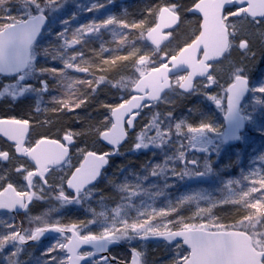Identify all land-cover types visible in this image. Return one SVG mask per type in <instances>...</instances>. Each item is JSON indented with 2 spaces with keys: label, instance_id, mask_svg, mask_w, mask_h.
<instances>
[{
  "label": "snow or ice",
  "instance_id": "6c2138e0",
  "mask_svg": "<svg viewBox=\"0 0 264 264\" xmlns=\"http://www.w3.org/2000/svg\"><path fill=\"white\" fill-rule=\"evenodd\" d=\"M105 7L100 0L87 7L77 0H0V99L23 103L26 94L43 100L58 92L43 109L47 120L28 107L22 116L0 113L3 264H128L113 252L124 242L130 264H156L148 258L154 238H162L170 254L163 264H264V166L242 167L239 177L228 179L221 175L227 165L213 167L226 145L246 142L245 126L264 131V83L252 87L247 75L249 63L264 56V0H161L145 5L143 18H129L125 8L72 26L81 10ZM93 40L99 48L89 47ZM136 40L150 44L140 47ZM173 96L199 97L200 103L189 115L162 113L160 105L176 103ZM34 110L41 112L39 105ZM168 146L175 153L142 165L146 175L134 169L107 175L116 156ZM238 158L241 163L242 152ZM256 160L264 162V152ZM126 169L120 165L117 172ZM161 174L218 178L222 195L190 190L157 207L173 187L148 183ZM101 180L119 195L114 207L107 204L110 196L97 200ZM53 200L59 208L32 215L35 203ZM94 200L102 210L92 207ZM70 205H87L88 215L68 222L54 217ZM191 206L190 215L181 214ZM223 206L234 214L217 215ZM21 211L27 227L17 220ZM46 234L52 238L47 245ZM31 245L41 248L39 256Z\"/></svg>",
  "mask_w": 264,
  "mask_h": 264
},
{
  "label": "rangeland",
  "instance_id": "374dc122",
  "mask_svg": "<svg viewBox=\"0 0 264 264\" xmlns=\"http://www.w3.org/2000/svg\"><path fill=\"white\" fill-rule=\"evenodd\" d=\"M121 1L128 2L129 0H121ZM174 35H176V33H174ZM136 44H137V46H140V47H147L149 45L146 42H141V41L139 42V40L136 41ZM173 46H174V44L169 45V47H173ZM234 56H238V53H234ZM262 67H264V56H261L258 54L255 61L249 63L248 70H247V75L249 76L252 87H256L258 84L264 83V74L261 73ZM130 73H131V67L129 66L126 74H130ZM29 82H33V81H29ZM26 95L28 96L29 94H26ZM23 99L24 98H21V100H23ZM171 99L175 100L176 103L174 105H168L166 107L169 109H174L176 111L179 109V107H185L187 104L186 110L182 111L185 113V115H189L188 109L190 107H192L195 104L200 103V98L195 97V96L187 97V98H181L180 96H173ZM23 104H25L24 100H23V103H21V101H15L14 102L11 97L0 99V111H2L3 106H6V105H15V108L17 107L20 109V106H22ZM37 105H39V107L41 108V112H40V114H37L36 111L33 110V114L35 115V117L37 119L47 120L48 115L43 112V109L47 108L46 103L44 101L38 102ZM37 105H35L33 107L36 108ZM162 106H165V105H160V110L163 113L165 111H162ZM211 110L216 112L214 105L211 106ZM216 114H217L218 123L223 124L224 120H223L222 115L219 112H216ZM145 115H147V113H145ZM145 123H147V121H145ZM253 129H254V127H252L251 125H248L247 132L242 135V136H245L246 142L241 140V142L237 146H231V148H227V149L224 148L221 155H224L225 153H228L229 151H232V153H238V151L242 152L245 149V146L247 144H249L252 139H254L253 133H252ZM139 130L140 129L138 126L134 130V132H138ZM161 150L163 151V156H164V157H161L162 161L165 159L166 156L173 155L176 151V149L174 147L168 146V147L163 148V149L153 147V148H150L148 150H141L140 152H135V153L127 152V154H132V157H140L143 152L151 151L152 154L156 155V154H161L159 152ZM213 156L215 157L214 153H213ZM120 159H121V156H118L116 158V160L110 164L109 168L107 169V175L109 177H111L114 173L117 175V170L114 167L117 166L118 164H120ZM129 170H131V169H129ZM226 173L231 175V170L228 171V169H227ZM138 174H141V173H138ZM144 174L146 175V173H144ZM173 178H176V177H172L171 174H169V176L167 174H161L160 175V183H158V186L160 188H163L167 184H172L173 187L167 189V192L169 193L168 196L160 197L156 201L157 207H163L167 203L168 199H172L173 201H175L180 195H182L183 193L190 191V190H202V191L211 192V194L213 196L222 195V193L219 191V189L222 187V185L220 182L217 181L218 178L215 180V178H213V177H200V178L185 177L183 180H180L179 178H177L178 179L177 181H175L176 179H173ZM97 187L100 189V191H98L96 193L97 200L102 195L112 197L111 199L107 200V204L109 207H114L116 205V203L119 202V195L113 190V188L110 185L107 184L106 180H101L99 182V184L97 185ZM175 187H178V190ZM136 203H139L138 199L136 200ZM54 207L59 208V205L54 200L50 201L49 203L43 202V201L37 202L35 207L32 208L31 212H32V215H34V216L35 215H41L46 210H48L49 208H54ZM92 207L97 208V211L102 210L100 208L99 204L96 202V200L92 201ZM193 210H194V206L185 207L181 210V214L190 215ZM72 212L78 213L83 218H85L88 215L87 205H83V206L70 205V206H67L65 208L60 209L59 212L54 213L53 215L56 219H60L64 215H66L68 213H72ZM133 215H135V212H133ZM3 218L7 219V216H3ZM22 220H24L25 227H27L28 224H27V220L25 218V215L22 217ZM56 238H58V237H56ZM51 242H52V238H49V239L43 241V244L47 245ZM133 246L138 247L139 243L133 242ZM33 248L35 249V254L37 256H39L41 254V248L37 245L34 246ZM119 251H120L119 254H120V256H122V258L123 257L126 259L128 258V254L126 257V254L123 250H119ZM169 255L170 254L166 251L163 242H150L149 241V243H148V258L150 260L155 261L156 264H163L164 261L169 259ZM0 264H3L2 259H0Z\"/></svg>",
  "mask_w": 264,
  "mask_h": 264
},
{
  "label": "trees",
  "instance_id": "16d2710c",
  "mask_svg": "<svg viewBox=\"0 0 264 264\" xmlns=\"http://www.w3.org/2000/svg\"><path fill=\"white\" fill-rule=\"evenodd\" d=\"M77 2L80 4H83L85 7H87V6H90L91 3L96 2V0H77ZM100 2L105 3L106 7L104 9H101L98 13L97 12H91V13L90 12H83L81 10V12L79 13V18L76 21H73L72 26L78 27L81 23H87L93 18H105V16L107 14L121 15V14H123L125 8L127 9L128 13H129V18H143L142 12H143L145 5H147V4H153L154 5V4L160 3L161 0H129L128 2H123L121 0H115V3H107V0H100ZM76 10H77L76 5L71 4L70 5V11H76ZM137 35H138L137 33H133L130 38L135 40ZM103 40L104 41H110L111 40L110 34L105 33L103 36ZM173 44L175 46V43H173ZM108 46L114 47L113 44H109ZM89 47L90 48L91 47L99 48L100 47V41L99 40L91 41L89 44ZM124 54H126V53H124ZM87 55L91 56L92 54L90 52H88ZM40 59H41V63H43L44 58L41 57ZM50 63L52 64V66H55V67H61L62 66L59 62H50ZM261 73L264 74V67H262ZM72 74L80 76L82 78L84 76V74H80V73H76V72H73ZM33 83H34V81H33ZM50 83H54V81H50ZM57 94H58V92H56V91L45 94L43 97V100H40V98L36 94H29L27 96V99H23L25 104L20 106V109L17 107L15 108V105H6V106H3L2 111H0V113H9L10 112L12 115H17L19 113L22 116L23 112L25 110V107H28L29 109L32 110L33 117H35V115L33 114V110L35 107H33V106L37 105L38 102L44 101L47 105V108L52 107L53 105L50 102L51 96L57 95ZM111 94L116 95L117 93L115 90H111ZM102 98H103V96H102ZM166 106H168V105L162 106V111L169 110V108H167ZM186 108H187V104L185 107H179V109L176 110L177 116H180L182 114L185 115V113L182 111H185ZM76 111L79 112V110H76ZM88 111L91 112V109H88ZM92 115L96 116L97 114L92 113ZM75 125L77 128L82 126L80 121H76ZM53 131H55V130H53ZM246 132H247V130H246ZM252 133H253L254 139H252L251 142L249 144H247L245 146V149L242 151L241 163L239 162L238 153H232V151H229L228 153L221 155V157L217 161V163L215 165H213V167L217 170H219V168L222 165L228 166L226 168V170L227 169H228V171L231 170V175L227 174L226 170L221 173V175L225 179L233 178V177H239L242 167L247 171L248 169H251L254 167L264 166V162H260L259 160H256V163L253 164V160L257 157V155L260 152H264V131H261L259 128L254 127V129L252 130ZM53 137H55V136H53ZM227 148H231V146L226 145L225 149H227ZM122 151H124V149H122ZM159 152L161 154H156V155L152 154L151 151L143 152L140 157H132V154L126 153V155L121 156L120 164H118L114 168L117 170L118 166L127 164L129 169H134V170H136L137 173H141V175H145L144 173L147 174L148 169L142 168V165H148V167H150L152 164H155L157 162H162L161 157H164L163 151L161 150ZM200 155L202 156L203 154H200ZM116 158H114L112 160V162L115 161ZM213 158H215V157L213 156ZM129 169H126L125 173H118L117 172V176L122 177L123 175H125L127 173V171ZM173 179H176L175 181L178 180L177 177L173 178ZM216 179L217 178H215V180ZM217 181L220 182L219 179H217ZM148 183L158 185V183H160V175L150 178ZM175 188L178 190V187H175ZM215 211H216L217 215L230 216V215L234 214L235 210L231 206H223V207L217 208ZM62 218L65 222L75 220L77 218L78 219H84L80 214L75 213V212L68 213V214L64 215Z\"/></svg>",
  "mask_w": 264,
  "mask_h": 264
},
{
  "label": "flooded vegetation",
  "instance_id": "af4514ba",
  "mask_svg": "<svg viewBox=\"0 0 264 264\" xmlns=\"http://www.w3.org/2000/svg\"><path fill=\"white\" fill-rule=\"evenodd\" d=\"M57 138V137H56ZM0 143H3V140L2 139H0ZM8 165H5V167H7ZM35 205H36V203L32 206V208H34L35 207ZM32 208H31V210H32ZM22 217L24 216V214L23 215H21ZM31 246H33V245H31ZM128 247H119V248H115V249H113V252H114V254L115 253H119L120 251L119 250H123L124 252H125V254H126V257H127V254H128V258L126 259V258H124L125 260H128L129 259V257H130V253H129V251H128V249H127ZM120 255V254H119ZM122 257V256H121Z\"/></svg>",
  "mask_w": 264,
  "mask_h": 264
},
{
  "label": "water",
  "instance_id": "95a60500",
  "mask_svg": "<svg viewBox=\"0 0 264 264\" xmlns=\"http://www.w3.org/2000/svg\"><path fill=\"white\" fill-rule=\"evenodd\" d=\"M171 67V66H170ZM139 118V117H138ZM137 118V119H138ZM246 127L247 126H245V128H244V131L246 130ZM243 133V132H242ZM241 133V134H242ZM240 141H236V142H233V143H230V144H228V145H237L238 143H239ZM108 167V166H107ZM21 213H23L22 211H21ZM55 235H60V234H55ZM48 236V234H46V236L45 237H47ZM43 239V238H42ZM150 241H162L163 242V240H162V238H154V239H152V240H150ZM122 245V244H121ZM121 245H119V246H121ZM113 247H118V246H113ZM84 248L86 249V248H90V246H88V245H85L84 246ZM130 251V250H129ZM128 264H130V260L128 261Z\"/></svg>",
  "mask_w": 264,
  "mask_h": 264
},
{
  "label": "bare ground",
  "instance_id": "6f19581e",
  "mask_svg": "<svg viewBox=\"0 0 264 264\" xmlns=\"http://www.w3.org/2000/svg\"><path fill=\"white\" fill-rule=\"evenodd\" d=\"M17 220H18V221L22 220V217H17Z\"/></svg>",
  "mask_w": 264,
  "mask_h": 264
}]
</instances>
